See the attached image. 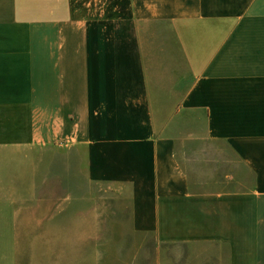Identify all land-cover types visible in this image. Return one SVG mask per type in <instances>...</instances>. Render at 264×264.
Masks as SVG:
<instances>
[{
    "label": "crops",
    "instance_id": "0c3cea01",
    "mask_svg": "<svg viewBox=\"0 0 264 264\" xmlns=\"http://www.w3.org/2000/svg\"><path fill=\"white\" fill-rule=\"evenodd\" d=\"M22 144L81 148L174 262L264 264V0H0V150Z\"/></svg>",
    "mask_w": 264,
    "mask_h": 264
},
{
    "label": "rangeland",
    "instance_id": "374dc122",
    "mask_svg": "<svg viewBox=\"0 0 264 264\" xmlns=\"http://www.w3.org/2000/svg\"><path fill=\"white\" fill-rule=\"evenodd\" d=\"M154 113L157 126L161 116ZM181 146L179 155L190 168L184 160L188 144ZM83 160L81 148L61 144L0 150V174L9 190L5 198L15 201L4 207L12 227L5 229L0 264H186L172 260L182 256L180 251L156 249L150 236L132 230L119 187L89 185ZM193 167L200 170L198 177L221 170L212 161Z\"/></svg>",
    "mask_w": 264,
    "mask_h": 264
}]
</instances>
